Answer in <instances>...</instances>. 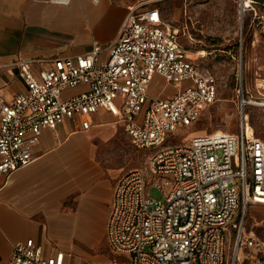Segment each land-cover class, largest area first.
Listing matches in <instances>:
<instances>
[{"label":"built area","instance_id":"obj_1","mask_svg":"<svg viewBox=\"0 0 264 264\" xmlns=\"http://www.w3.org/2000/svg\"><path fill=\"white\" fill-rule=\"evenodd\" d=\"M103 50L108 57L100 60ZM35 61L41 60L13 63L25 92L11 102L0 95V175L34 159L33 146L44 129L66 120L88 129L90 115L104 108L123 122L133 146L152 154L114 186L106 228L110 247L127 256L126 264H229L228 244L243 227L249 205L264 204V139L242 123L237 133L204 132L188 143L171 142L174 132L198 121L215 102L218 86L189 57L179 30L160 8L131 6L106 47L95 44L82 55L52 58L38 75L31 68ZM156 74L178 90L151 94ZM80 84L88 89L63 97ZM238 101L242 112L253 102L264 104L242 81ZM153 187L167 189L163 202L150 195ZM241 239L239 232L236 242ZM10 264L69 263L64 251L46 255L28 238L13 244Z\"/></svg>","mask_w":264,"mask_h":264},{"label":"crops","instance_id":"obj_2","mask_svg":"<svg viewBox=\"0 0 264 264\" xmlns=\"http://www.w3.org/2000/svg\"><path fill=\"white\" fill-rule=\"evenodd\" d=\"M157 1L0 0V95L11 102L27 90L16 60L40 59L31 66L38 75L52 58L82 55L95 44L106 47L116 39L131 6L160 8ZM107 57L108 50L99 55L100 60ZM154 86L153 79L151 94L161 95L152 92ZM176 86L165 95L175 93ZM87 89L80 84L65 91L69 96ZM90 121L88 129L72 120L44 129L33 146L34 159L0 175V264H10L19 240L33 238L44 254L62 250L67 263L81 264V241L107 239L114 186L124 173L109 176L110 169L92 151L101 139L121 138L125 127L122 122L121 130H112L118 120L104 108L90 115Z\"/></svg>","mask_w":264,"mask_h":264},{"label":"rangeland","instance_id":"obj_3","mask_svg":"<svg viewBox=\"0 0 264 264\" xmlns=\"http://www.w3.org/2000/svg\"><path fill=\"white\" fill-rule=\"evenodd\" d=\"M249 1L245 11L243 0L157 1L165 21L179 30V39L189 51V57L203 71L213 74L218 86L215 102L202 112L198 121L174 132L171 142L188 143L196 134L217 130L237 133L242 123L249 125L248 132L252 130L255 137L264 139V104L253 102L242 112L238 101L241 81L249 94L264 98V91L260 89L264 78V3ZM169 84L155 76L152 92L166 96L173 86L177 88ZM67 93L64 91L63 97ZM121 123L118 120L111 124L112 130H121ZM101 140L92 153L104 168L110 169L109 176L142 166L152 156L148 155V149L133 146L125 131L121 138L118 135ZM166 193V188L150 190V195L161 202ZM239 232L242 239L237 243ZM248 238L254 240L253 245L247 243ZM80 244L81 264L127 262V256L112 249L103 236L98 243L81 241ZM227 258L229 264H264V204L249 205L243 227L237 229L228 244Z\"/></svg>","mask_w":264,"mask_h":264},{"label":"bare ground","instance_id":"obj_4","mask_svg":"<svg viewBox=\"0 0 264 264\" xmlns=\"http://www.w3.org/2000/svg\"><path fill=\"white\" fill-rule=\"evenodd\" d=\"M249 6H250V1L249 0H243V2H242V8H245V10H247V8ZM240 12L242 13V11H240ZM217 131H220V130H217Z\"/></svg>","mask_w":264,"mask_h":264},{"label":"trees","instance_id":"obj_5","mask_svg":"<svg viewBox=\"0 0 264 264\" xmlns=\"http://www.w3.org/2000/svg\"><path fill=\"white\" fill-rule=\"evenodd\" d=\"M259 1H262L264 3V0H259Z\"/></svg>","mask_w":264,"mask_h":264}]
</instances>
